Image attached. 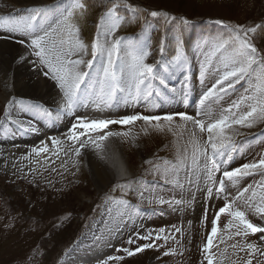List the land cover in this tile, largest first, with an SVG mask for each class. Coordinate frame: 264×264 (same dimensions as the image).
I'll return each instance as SVG.
<instances>
[{
  "label": "snow or ice",
  "instance_id": "obj_1",
  "mask_svg": "<svg viewBox=\"0 0 264 264\" xmlns=\"http://www.w3.org/2000/svg\"><path fill=\"white\" fill-rule=\"evenodd\" d=\"M101 4L105 11L95 25V37L87 42L81 36V26L90 11L89 0H63V3L58 0L54 6H34L20 18L0 17V28L19 36L15 39L21 46L17 63L35 57L32 63L36 71L54 81L60 93L55 116L42 105L16 101L15 97L9 99L0 126H7L10 121L24 132L40 131L32 120L11 119L17 105L19 112L30 111L54 120L70 118L67 130L60 137L41 140L38 146L15 158L11 168L22 174L27 168V174L35 177L42 174L41 169L58 172L56 162L60 161L59 168L75 176L88 150L105 159V142L110 138H132L135 143L136 137L130 128L113 131L111 126L114 125L128 128L141 122L146 133L150 128L178 139L186 133L184 143L175 147L174 160L165 159L161 168L153 160L145 159L144 163L150 166L145 169L146 173L169 182V176L177 177L183 171L189 178L188 183L201 191L206 200L219 201L211 219L209 207L203 211L206 236L200 247L201 264H253L254 260L264 264V152L233 165L234 154L250 144L248 139L238 142L237 138L249 136L245 130L264 125V49L254 43L258 30L264 33V24L249 26L222 19L212 21L220 26L218 31L202 38L194 49L203 57L201 83L212 78L210 86L199 95L194 114L182 111L93 118L86 113L78 114L79 109L111 108L117 93L124 94L126 104L153 103L154 97L163 95L169 88L170 76L158 71L161 62L167 65L165 72L189 70V56L183 41L188 19L167 11L142 9L130 0H101ZM137 23L141 25L143 38L118 35L127 25ZM151 29L161 33L157 49L161 61L156 64L148 62L152 48ZM13 38L12 35L0 37ZM188 82L189 76L185 75L181 89L185 103ZM171 91L176 92V89ZM233 95L237 97L234 100ZM260 137H264V131L254 136L255 139ZM118 174L126 176L127 169L121 167ZM248 178L254 182L245 183ZM171 182L178 183L177 180ZM115 191L121 193V198L111 194ZM132 193L141 203L167 205L174 210H182L192 203V200L165 199L142 180L116 181L106 194L104 205L110 217L115 210V217L124 221L125 227L131 224L132 234L126 243L134 247L118 248L116 252L124 255H108L97 264L120 262L125 256L133 257L149 249L164 248L163 256L178 254L176 248L167 247L169 239L176 240L171 231L160 228L141 232L136 227L138 205L123 198ZM190 195L194 200L195 193ZM250 214L259 217L262 223H254ZM222 218L225 222L221 226ZM173 228L183 236L180 227ZM141 241L143 243H138Z\"/></svg>",
  "mask_w": 264,
  "mask_h": 264
},
{
  "label": "rangeland",
  "instance_id": "obj_2",
  "mask_svg": "<svg viewBox=\"0 0 264 264\" xmlns=\"http://www.w3.org/2000/svg\"><path fill=\"white\" fill-rule=\"evenodd\" d=\"M2 2L9 8L18 7L16 0H2ZM130 2L142 9L167 11L189 20V26L183 33L184 48L189 56V70L172 71L169 69L165 72L167 65L161 62L158 71L162 75L170 76L169 88L160 97H154L153 103L128 104L125 111L122 110L118 117L135 113L165 115L182 111L194 114L199 95L212 82V78L208 77L204 84L201 83L200 65L203 57L194 49L198 41L218 31L220 26L215 25L212 21L222 19L225 22L249 26L264 24V0H130ZM89 4L91 7L87 20L81 26V36L86 42L95 37V25L105 10L101 0H89ZM30 8L32 6L28 7V9ZM25 11L21 13L24 14L22 16L27 15V10ZM17 15L18 13H14L13 16L17 18ZM156 28H159L158 24ZM121 31L125 33V36L134 39L144 36L141 25L138 23L127 25ZM150 33L152 48L148 62L156 64L161 61L157 50L161 33L156 29H151ZM254 43L264 49V33L258 30L254 37ZM185 75L189 76L187 103L184 102L181 94ZM14 82L11 80L9 84L11 89H9L17 95L12 94L8 96V99L15 97L16 101H27L21 94L18 85L14 89ZM54 86L60 96L59 89L56 85ZM172 88H175L176 92H172ZM0 89L3 92L2 86ZM236 98V95L232 96L233 100ZM40 102L37 100L36 104L40 105ZM6 104L7 102L0 99V119L4 117L3 110ZM45 104L51 106L49 103ZM177 122L179 121L177 120ZM190 127L191 125H189ZM262 127L264 125L245 130L250 135L237 138L238 142L248 139L250 144H245L239 153L234 154L233 165L253 159L258 153L264 152V137L254 138ZM58 128L59 126L56 125L51 133L46 130L41 140L52 135L58 137L65 132V129L59 130ZM129 128L132 135L136 137L135 143L132 138L126 140L120 138L130 164L137 169V173L128 174L131 176L129 179L142 180L149 188L163 195L165 199L192 200V203L182 210H174L167 205H150L146 201L141 203L135 193L123 197L136 202L138 207L143 208L138 211L139 213L136 212L138 215L135 214L136 227L141 232L160 228L171 231L176 236V240L169 239L167 247L176 248L178 254L163 256L162 253L166 249L162 248L159 251L149 249L133 257L125 256L123 261L110 262V264H201L200 247L206 236V226L202 219L203 211L205 207H209V219H211L214 206L218 205L219 201L206 200L201 191H197L196 187L188 183L189 178L183 171L177 177L169 176L167 178L169 182H165L159 176L147 174L145 169L150 166L144 163L145 159H151L154 163L160 164L162 168L165 159L174 160L175 147L178 143H184L187 134L185 133L182 138L178 139L168 133L159 134L150 128L146 133L141 122H137L134 126H128V128L114 125L112 130L125 131ZM247 150H250V153ZM141 152H143L144 158L139 160ZM252 152L254 153L252 154ZM94 155L91 150L87 151V155L80 161L79 171L75 176L59 168L60 161L56 162L58 172L41 169L42 174L35 175V177L28 175L26 170L22 174L15 172L14 169L15 175L0 171V264H58L62 256L93 225L97 217L102 215L106 207L104 205L106 194L111 191L112 185L116 181L124 180L118 179L114 169L108 168L105 162L97 159V156ZM22 176L25 178H21ZM97 176L110 180L105 187H99L95 178ZM174 180H177L178 183L171 182ZM253 182L252 178L245 181V183ZM200 187L203 188V182L200 183ZM190 193H195L194 200ZM111 194L121 197L119 191L111 192ZM98 205L99 207H97ZM250 218L254 223L261 222L260 218L255 215L250 214ZM224 222L222 218L221 226ZM129 226L126 239L121 247H134V245L126 243L128 236L132 234L131 224ZM173 226L180 227L183 236L175 233ZM180 252L183 254L180 255ZM117 254L124 255L117 252L114 255ZM257 259L260 258L257 257ZM253 264H257V261L254 260Z\"/></svg>",
  "mask_w": 264,
  "mask_h": 264
},
{
  "label": "bare ground",
  "instance_id": "obj_3",
  "mask_svg": "<svg viewBox=\"0 0 264 264\" xmlns=\"http://www.w3.org/2000/svg\"><path fill=\"white\" fill-rule=\"evenodd\" d=\"M16 2L18 7L9 8L8 5L4 4L1 0L0 17L7 16L16 18V16H13L14 13L16 14L17 12L18 15H22L21 13L26 12L25 10H28L29 6H54L58 3V0L53 2L49 0H16ZM59 2L63 3V0H59ZM9 35H12L14 38L7 40L0 39V86L4 88L3 92L0 91V99L7 102L9 100L8 96L14 94V92L10 91L11 88L9 86L11 80H14V89H16L18 85L20 92H22L21 94L24 95L25 99L27 100L23 101L31 102L33 104H36L37 100L44 103H49L51 104L49 111L55 112L60 96L54 86V82L44 78L36 71L35 66L32 63V61L35 60V57H30L29 60L24 63H17V54L21 51V46L15 43V39L19 38V36L18 34H10L3 28H0V37ZM14 95H17V93ZM17 118L25 121L32 120L33 123H35L39 129H41L42 123L36 119V117L33 115V112H19L18 105L13 109V115L11 119ZM65 123L64 129L66 131L67 127L69 126V121L66 120ZM44 135L40 132H24L10 121L7 123V126H0V171H6L9 174H12L14 169L10 166L11 162L15 158L19 157V155L30 150L31 147L38 146L41 142V138ZM105 144L106 152L105 159L103 160L106 161L105 164L108 168L114 169L116 176L119 175L118 170L121 167L127 169V174L132 175L137 173V169L130 164L120 138H110L105 142ZM92 154L94 155L95 153L92 152ZM140 154L139 160H142L144 158V154L143 152ZM94 156L96 157V155ZM24 163L26 164L27 162ZM25 170L27 171V168H25ZM95 178L99 187H105L110 180L109 178L104 179L99 176ZM109 228L110 225L108 223L107 213L104 210L100 218L96 219V221L86 231V233H84L77 240V242L62 256L58 264H83L85 262H88L89 264H97L99 255L103 256L106 254L103 253L104 249L102 247L103 242L107 237ZM99 248H101L100 251L95 254L94 252Z\"/></svg>",
  "mask_w": 264,
  "mask_h": 264
}]
</instances>
